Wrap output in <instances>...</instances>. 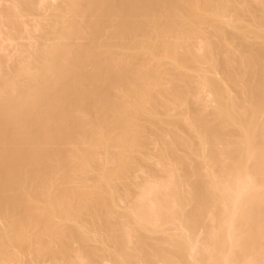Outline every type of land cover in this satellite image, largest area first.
<instances>
[{
	"label": "bare ground",
	"instance_id": "obj_1",
	"mask_svg": "<svg viewBox=\"0 0 264 264\" xmlns=\"http://www.w3.org/2000/svg\"><path fill=\"white\" fill-rule=\"evenodd\" d=\"M0 264H264V0H0Z\"/></svg>",
	"mask_w": 264,
	"mask_h": 264
}]
</instances>
